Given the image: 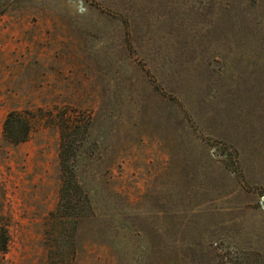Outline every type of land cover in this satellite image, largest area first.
<instances>
[{
  "label": "rangeland",
  "instance_id": "374dc122",
  "mask_svg": "<svg viewBox=\"0 0 264 264\" xmlns=\"http://www.w3.org/2000/svg\"><path fill=\"white\" fill-rule=\"evenodd\" d=\"M60 111L97 219L55 213ZM0 227V264H264V0H0Z\"/></svg>",
  "mask_w": 264,
  "mask_h": 264
},
{
  "label": "trees",
  "instance_id": "16d2710c",
  "mask_svg": "<svg viewBox=\"0 0 264 264\" xmlns=\"http://www.w3.org/2000/svg\"><path fill=\"white\" fill-rule=\"evenodd\" d=\"M59 115H51L50 120L58 128L59 147L58 160L60 170L59 203L55 213L70 216L81 211L84 220L97 219L100 214L95 211L91 195L84 190L79 176L77 151L86 136L90 124L86 115L71 111H60ZM40 123V119L26 110H10L3 121L4 138L12 144L25 141L30 132ZM108 215V214H107ZM9 235L4 227H0V252L8 247Z\"/></svg>",
  "mask_w": 264,
  "mask_h": 264
}]
</instances>
